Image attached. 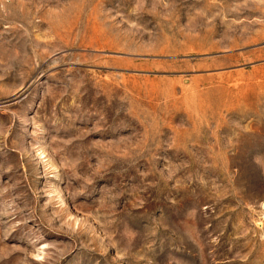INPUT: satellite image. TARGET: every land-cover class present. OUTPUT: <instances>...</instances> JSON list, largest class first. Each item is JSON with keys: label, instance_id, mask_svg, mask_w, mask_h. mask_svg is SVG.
Returning <instances> with one entry per match:
<instances>
[{"label": "rangeland", "instance_id": "rangeland-1", "mask_svg": "<svg viewBox=\"0 0 264 264\" xmlns=\"http://www.w3.org/2000/svg\"><path fill=\"white\" fill-rule=\"evenodd\" d=\"M0 264H264V0H0Z\"/></svg>", "mask_w": 264, "mask_h": 264}]
</instances>
